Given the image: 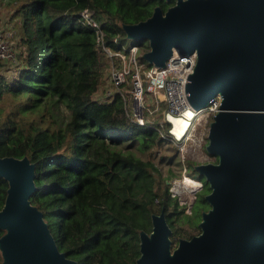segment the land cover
Instances as JSON below:
<instances>
[{
	"label": "trees",
	"instance_id": "16d2710c",
	"mask_svg": "<svg viewBox=\"0 0 264 264\" xmlns=\"http://www.w3.org/2000/svg\"><path fill=\"white\" fill-rule=\"evenodd\" d=\"M173 4L0 0V9L11 12L9 20L19 32L15 46L20 50L15 65L0 60V157H27L34 165L35 192L29 202L42 212L59 252L77 264H135L139 236L151 232V217L162 209L173 245L184 225L187 239L200 234L210 188L192 161L183 164L178 157L161 113L158 120L153 116L152 125L140 126L126 114L119 96L110 103L94 99L105 55L94 48V33L79 16L85 8L92 10L105 44L116 49L112 39L120 44L126 39L121 25L149 18L155 6L165 11ZM1 70L13 74L6 78ZM182 167L201 182L190 213L166 185L180 178ZM7 188L0 176V209ZM4 232L0 229V237Z\"/></svg>",
	"mask_w": 264,
	"mask_h": 264
},
{
	"label": "water",
	"instance_id": "95a60500",
	"mask_svg": "<svg viewBox=\"0 0 264 264\" xmlns=\"http://www.w3.org/2000/svg\"><path fill=\"white\" fill-rule=\"evenodd\" d=\"M170 1V0H164ZM127 38L146 42L142 58L163 66L176 50L196 54L188 103L205 108L220 96L206 152L216 163L195 165L210 188L200 234L171 248L165 211L139 236L135 264H264V0H174L133 25ZM7 196L0 209L2 264H77L57 249L42 212L29 202L34 165L0 157Z\"/></svg>",
	"mask_w": 264,
	"mask_h": 264
},
{
	"label": "built area",
	"instance_id": "2783aa9c",
	"mask_svg": "<svg viewBox=\"0 0 264 264\" xmlns=\"http://www.w3.org/2000/svg\"><path fill=\"white\" fill-rule=\"evenodd\" d=\"M79 16L83 25L94 33V48L105 55L106 69L102 78L103 84L94 95L96 101L110 103L119 96L126 114L140 126L152 125L153 116L158 112L161 113V121L170 124L168 140L175 145L189 139L190 124L200 112L212 118L219 111L218 105L221 99L219 95L198 111L188 103L185 86L195 68V53L180 55L174 50L163 66L156 67L142 58L148 48L143 47L138 41L127 38L126 35L122 44L116 37L112 39V44L118 46L116 49L105 44V34L94 19L92 10L85 8L79 12ZM4 27H0V60L15 65L18 60L15 41L19 38V32L16 30V34L12 27ZM161 92L164 94V99L161 98ZM188 110L192 111L193 116L187 119L184 130L178 134L171 120L184 117ZM196 182L198 183L196 188H200L201 182ZM175 186L176 184L172 186V197L177 193ZM187 208L191 209L190 205Z\"/></svg>",
	"mask_w": 264,
	"mask_h": 264
},
{
	"label": "rangeland",
	"instance_id": "374dc122",
	"mask_svg": "<svg viewBox=\"0 0 264 264\" xmlns=\"http://www.w3.org/2000/svg\"><path fill=\"white\" fill-rule=\"evenodd\" d=\"M0 27H12V30H17L16 27L13 26L12 22L9 20V17L11 16V12L9 10H6L4 7L0 9ZM4 27V28H5ZM15 28V29H14ZM18 31V30H17ZM16 31V34H17ZM146 44V42H143ZM17 54L20 52L18 46H16ZM3 74L6 76V78H10L12 76V70L11 72H6V70H1ZM102 81L100 86H102ZM99 86V87H100ZM104 87V85H103ZM161 98L164 99V94L161 92ZM63 108V107H62ZM159 112L156 114L157 116L155 117L156 120L159 119ZM211 121V117L207 116L206 114H203V112H200L198 116L191 122V129L188 131L189 139H186L184 141H180L178 145H175L173 142L171 144L178 149V157L180 156V159L183 164L186 162V160L192 161L195 165H200V164H205V163H216V158L212 155H209L206 152V143H207V134L209 131V123ZM171 145V146H172ZM145 157V156H142ZM174 161V160H173ZM172 161V162H173ZM173 171H176L177 168L174 167L173 163H171V166H169ZM163 174L166 175V169L162 167ZM188 177L186 168L182 167L181 173H180V178H174L166 182L167 187L169 188V192L171 194L172 186L173 184H176V195L175 197L178 201L179 205H184V212L185 213H190V209L188 210L187 206L190 205L194 202L196 198V194L200 191L201 188H196L194 191L192 189L186 188L185 186H182L180 181L184 177ZM198 176V175H197ZM190 178V177H189ZM195 180V179H194ZM197 181V180H196ZM200 182V181H199ZM182 188V189H181ZM191 190V191H189ZM180 192V193H179ZM172 195V194H171ZM191 203V204H190ZM182 235L179 239L185 238L187 239V235L189 233V228L184 225L182 228ZM178 239V241H179ZM171 243V248L176 247L177 243ZM172 242V240H171Z\"/></svg>",
	"mask_w": 264,
	"mask_h": 264
},
{
	"label": "bare ground",
	"instance_id": "6f19581e",
	"mask_svg": "<svg viewBox=\"0 0 264 264\" xmlns=\"http://www.w3.org/2000/svg\"><path fill=\"white\" fill-rule=\"evenodd\" d=\"M192 116H193L192 111L188 110L185 112L184 117L172 119L171 122H172V125L174 127L175 132L179 134V132L183 131L185 128L184 126L188 122L187 119H189L190 117L192 118ZM179 184H181L182 186H185L186 188L192 189V191H194L198 185L196 180L189 178V177H186V176L180 181ZM189 191H191V190H189Z\"/></svg>",
	"mask_w": 264,
	"mask_h": 264
}]
</instances>
